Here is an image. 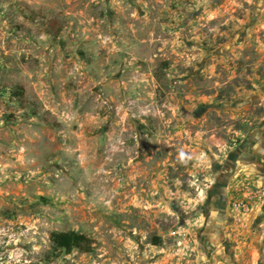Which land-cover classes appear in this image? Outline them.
I'll use <instances>...</instances> for the list:
<instances>
[{
  "label": "rangeland",
  "instance_id": "obj_1",
  "mask_svg": "<svg viewBox=\"0 0 264 264\" xmlns=\"http://www.w3.org/2000/svg\"><path fill=\"white\" fill-rule=\"evenodd\" d=\"M0 264H264V0H0Z\"/></svg>",
  "mask_w": 264,
  "mask_h": 264
},
{
  "label": "trees",
  "instance_id": "obj_2",
  "mask_svg": "<svg viewBox=\"0 0 264 264\" xmlns=\"http://www.w3.org/2000/svg\"><path fill=\"white\" fill-rule=\"evenodd\" d=\"M49 241L54 248L66 253L72 250L89 252L94 248V239L75 230L51 231Z\"/></svg>",
  "mask_w": 264,
  "mask_h": 264
},
{
  "label": "crops",
  "instance_id": "obj_3",
  "mask_svg": "<svg viewBox=\"0 0 264 264\" xmlns=\"http://www.w3.org/2000/svg\"><path fill=\"white\" fill-rule=\"evenodd\" d=\"M244 154V153H243Z\"/></svg>",
  "mask_w": 264,
  "mask_h": 264
}]
</instances>
